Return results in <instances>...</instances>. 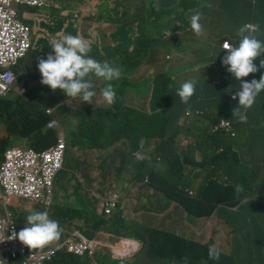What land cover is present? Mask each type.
Returning a JSON list of instances; mask_svg holds the SVG:
<instances>
[{"label": "clouds", "instance_id": "clouds-1", "mask_svg": "<svg viewBox=\"0 0 264 264\" xmlns=\"http://www.w3.org/2000/svg\"><path fill=\"white\" fill-rule=\"evenodd\" d=\"M129 1H131L132 13L128 18L129 20H134L137 26L142 22L141 28L144 30L156 31L157 29V32L167 33V37H171L169 42L178 40L181 33H184L179 39V43H191L190 45L196 48L193 53L194 60H198L197 56L204 51L205 47L213 48L212 40H217L218 30L217 25L216 30H214L213 24L210 22L211 12L206 11L207 5L212 0H183L176 7L166 8L163 5L167 0ZM221 1L227 7L228 0ZM256 1L250 0L248 6L255 4ZM49 3L51 5L50 0ZM239 4L240 0H232L230 9L232 11L236 10ZM188 5H192L195 11L191 13ZM48 7L19 6L18 10L15 11L16 20L25 23L24 25L28 27L29 44L24 53L16 58L14 71L16 74V69H18L16 67L21 59L28 56L27 66L18 70L34 76L28 88L18 86L19 92H14L15 95L23 98H26L25 94L29 89L39 88V86H34L35 83H38L40 74L37 68L42 61L47 60V54L46 47L42 50L39 47L38 50L30 51L37 43L32 37L33 29L29 25L30 23L21 19V13L24 9L36 10L48 9ZM102 8L105 10H102ZM95 9L94 13L110 11V14L119 17L123 15L118 8H111L109 0H98ZM181 12H187L188 17L196 24L194 28L183 30L178 26L177 22L180 19ZM237 18L238 15L236 20L240 25ZM252 20L240 25L245 33L242 34L243 32L239 31V36L233 41L220 39L223 43L219 46L223 50V55L230 58L228 61L230 65L225 64V66L219 65L220 67H216L211 64L207 74H202L194 68L191 70V75L184 79V83H188H183L180 93L185 100H188L189 107L176 102L172 94L164 101L156 104L152 103L153 106H150L149 98L146 97L143 101L135 102L132 95H127L129 104L125 103L124 100L119 105H113L120 98V95H116L113 89L101 90L98 97L95 96V108L113 109L122 118L126 116L135 117L140 122L150 123V117H153L154 123L173 124V127L165 135L157 132L147 137L139 135L137 140L133 142L132 136L127 133L126 136L114 139L109 145L99 147L103 153V159L106 158L107 167L103 185L104 195L95 192L92 186V190H89L84 181L82 182L80 171H76L73 158L68 159L67 148L69 149L70 144L68 136L70 127L67 120L74 119L73 112L75 111L58 117L56 108L60 104L56 99V84L58 83L71 91L79 92L83 86H89L92 82L97 83L92 79V76H96L101 80L99 85H102L107 79H113L106 75L102 78L99 77V74L103 73L102 68L107 67L108 62L111 60L104 62L101 68L98 69L99 74L90 75L89 72L84 74V70L77 73L78 82L76 84H71L63 72L53 74L52 78H50L49 72H43L46 80L42 87H48L44 97L47 100L55 101L43 109L48 115L43 130L53 131L55 139L42 148H36L32 144L3 148L0 153V167L6 163L9 151L27 152L31 150L40 157L41 162V155L49 152L51 148L56 147L59 143L63 144L62 158L51 179L52 201L48 209L40 203L39 199L8 194L5 187L0 183V219L8 218L13 226L12 231L6 229L4 240H0V264H14L12 261L25 264L31 254H45L50 250H53V253L43 260V264L52 261L60 252L80 258L85 264H189L187 258L189 246L186 244L197 246L195 254L200 257L203 263L212 261V259L215 260L220 253L230 254L222 249L217 250L212 240L202 242L197 239L195 232L191 230V226L192 221L208 219L215 214L226 217L236 211V203L228 196L229 191L224 194L226 197L224 199L214 195L209 198L203 194L202 186L209 180L217 185H224V180L221 177H215L213 171H209L205 175V166L211 162L210 158L216 161L225 159L226 152L237 147L236 142L242 133V138L245 139V135L251 126L250 116L259 111L257 107L259 104L264 106V38L257 35L258 26ZM150 34L157 37V33L151 32ZM209 39L211 40L210 44H208ZM156 40L157 38L146 39L142 44L144 45L148 41L155 43ZM154 46L149 47L148 50L157 48ZM190 53L192 52L190 51ZM196 54L197 56H195ZM201 62L203 61L201 60ZM207 64H209V60L202 65ZM47 67H49V63ZM217 69L223 71V77L215 76L214 72ZM201 76H205V79H200ZM15 81L9 89L13 88ZM237 82L240 83L238 86H236ZM197 85L199 86L198 91H196ZM212 87L216 90H213ZM85 94L92 98L91 93H88L87 90ZM225 95H229L235 102V107L230 111L228 118L218 115L220 99ZM100 98H109L112 101L100 103L98 101ZM29 99L32 102L34 100L33 97ZM177 99L181 101L179 98ZM172 110L174 111L173 120L164 122L163 120ZM0 123L5 124L3 121H0ZM214 138H221L222 143L215 144ZM200 144L203 145L205 151L214 155V157L206 156V159L202 160L198 148ZM64 161L66 162L65 166L63 165ZM201 163H203V166ZM138 164L142 165L139 171H137ZM67 165L69 169L76 171L73 176L78 177L79 181L82 182V188L91 191V196H94L97 201L105 202L103 215L115 218L117 225L124 224V228L114 226L117 231H109L101 227L95 230L92 238H88L78 228H75V222L71 223L69 231L65 230V223L54 215L52 205L54 202L55 180L62 171H65V175L67 174ZM77 167L79 170L82 169L80 165ZM168 171L171 172V176L169 180H166L163 175ZM222 172L228 179H230L231 174H236V170L225 169ZM86 173L88 176L95 178L96 169L92 168ZM238 177L239 180H244L243 175ZM71 181L74 184L73 177ZM162 183L172 186L178 191L164 192L159 186ZM227 185L229 188L233 187L231 182ZM115 186L120 187L122 191L120 192ZM76 188L80 187L77 186ZM73 189H75L74 185ZM262 189L264 191V188ZM15 198L34 202L37 204V208L34 212L27 213L23 220L21 219L22 221L18 220L16 216L13 219L8 207L13 206L11 200ZM185 198L197 199L196 216L189 215L188 210L182 205L181 200ZM72 200L71 197L63 203H72ZM87 200L90 201V199ZM130 201L134 202L132 212L136 216H125L124 214L125 202ZM56 202L58 207L63 204L59 200ZM171 203H174L181 215L184 216L190 235L185 236L167 231L151 222L143 221L142 216H164L166 208ZM208 209L211 210L206 214ZM234 218L235 222L240 221L239 217ZM246 218L248 224L245 229L244 240L254 243L257 240L256 222L251 220L250 217ZM79 225L82 226L83 223H79ZM236 225L234 230L238 229ZM238 226L244 228L242 225ZM253 226L254 233H247ZM178 240L184 243L177 242ZM84 241L87 247L82 248L81 251L75 252L69 249L70 242L80 245Z\"/></svg>", "mask_w": 264, "mask_h": 264}, {"label": "rangeland", "instance_id": "rangeland-1", "mask_svg": "<svg viewBox=\"0 0 264 264\" xmlns=\"http://www.w3.org/2000/svg\"><path fill=\"white\" fill-rule=\"evenodd\" d=\"M111 8H118L121 13H123L122 18H129L132 13L129 9V0H109ZM232 4V0H228L227 7L225 3L221 0H212V2L207 5L206 11H210L211 24H213L214 30H216V25L218 21L222 25H229L232 23L231 18L229 17V9ZM247 13L246 15H248ZM119 16L114 14H104L101 13H74L70 16H64L59 19L50 20L54 24V29L52 30L53 35L50 39L45 40L43 46L47 49H52L54 46V40L58 38V35H61L65 31V35L69 34V29L65 30L67 23L71 22L77 27V34L74 36L75 42H68L58 46V52L53 55L49 60L42 61L37 70L39 72H49L50 78L53 74L63 72L68 81L71 84H76L78 78L76 74L84 70V74L95 75L99 74L98 69L104 64L105 61L111 59L108 62L107 67L102 68V72L99 74V77L102 78L106 75L109 78L102 85H99L101 81L96 76H92V79L95 80L89 86H83L82 90L79 92L71 91L67 88L62 87L60 84H56V96L57 102L62 104L64 107L73 105L74 108L80 106V108L89 115L92 110H95L96 97L100 91H108L111 89H116L120 94V101H124L129 104L127 100V95L130 93L138 94L141 91H144L145 94H148L151 97V102L156 104L160 102L169 92H175L176 86L178 85V79H187L191 75L192 71L187 73L183 66H177L179 63L188 62L190 65L195 67L197 71L202 74H207V71L210 69L211 64H214L216 67L225 66V64L230 65L228 61L230 58L228 56L218 52L221 51L219 45L223 42L220 39L212 40L213 48L208 51L209 55V64L201 65L199 60H194L193 53L196 48L193 45L185 44L180 47L175 45L168 44L163 42L167 37V33H161L160 41L163 45L161 46L164 56L165 64L160 63L159 54H156V61L150 59V55L153 50H144L141 53V58L139 63L135 67L132 65V56L139 50L138 45L144 43L146 39L158 38L150 33H160L156 31L144 30L141 26H137L134 20H124ZM178 26L183 30H191L196 26L191 19L188 17L187 12H181L180 19L177 22ZM33 37V35H32ZM118 47V52H115L114 55L109 57L106 53V48ZM189 48V49H188ZM38 50L39 46L34 44L33 48L30 50ZM190 51L192 53H190ZM113 52V51H112ZM175 57L173 58V55ZM128 55H131L129 57ZM197 56V54L195 55ZM28 60V56L24 59H21V62L16 68L22 69L24 67V62ZM116 60V61H115ZM49 63V67L47 64ZM27 64V62H26ZM195 64V65H193ZM220 65V66H219ZM27 80L28 86L31 85V79L34 78L33 75L27 76L22 73ZM200 79H205V76H201ZM116 80V81H114ZM188 82H185L187 84ZM44 85L43 83H35L34 86ZM113 85V88L109 87ZM213 90L216 88L212 87ZM87 90L88 93H91L92 98H89L85 94ZM165 90L167 92L165 93ZM14 92H19V87L15 84L11 90L10 95H13ZM100 103H109L112 101L109 98H100L98 100ZM59 117V116H58ZM60 119V118H59ZM1 124V123H0ZM2 131V128H0ZM243 133L239 136L242 137ZM26 146L24 139H19L10 146ZM72 145L69 144L68 150V159L73 158V164L79 165L81 163L79 148H71ZM205 155L214 157V155L207 153L202 148H200V156L203 160ZM93 166H97L95 173V179L97 183L104 182L105 176L101 170V162L103 159L102 151H94L93 153ZM63 165H66L64 161ZM65 175V171H62L59 177L55 180L54 184V206L56 205V200L60 199L61 201H66L70 197L78 205H85L86 194H92L91 191L83 188H75L71 190L68 186L61 183V177ZM264 175V171H263ZM222 176L226 177L224 174ZM231 180L227 177L224 179V183H230ZM120 192L122 191L120 187L115 186ZM239 193H244L246 190L241 185L236 186ZM16 206H9L8 211L11 216H26L29 212H34L37 208V204L34 202H29L24 199L15 198ZM98 204V203H97ZM134 202H125L124 205V214L125 216H136L132 212V206ZM1 208V203H0ZM21 220V221H22ZM65 230L69 231L71 228L68 224H64ZM231 236L228 237V240L231 241ZM225 238L222 235L217 234L214 237L215 245L217 250L222 249L226 253H230V247L225 245ZM114 243V242H113ZM14 264H20L19 261H12ZM13 264V263H10ZM124 264V263H119Z\"/></svg>", "mask_w": 264, "mask_h": 264}, {"label": "crops", "instance_id": "crops-1", "mask_svg": "<svg viewBox=\"0 0 264 264\" xmlns=\"http://www.w3.org/2000/svg\"><path fill=\"white\" fill-rule=\"evenodd\" d=\"M51 5L48 9H36L29 10L24 9L21 13V19L23 21L29 22L33 29V39L35 43L40 47L44 48L43 44L45 40L50 39L53 35L52 30L54 29V24L50 20L59 19L64 16H70L74 13H88V11L94 13V9L97 8L98 0H50ZM183 0H167L163 5L166 7H176L180 5ZM252 1V0H251ZM250 0H240V4L236 10L229 9V17L231 18L232 23L227 25H222L220 21L217 23V39H224L233 41L239 36V31L245 33L244 29L240 26L244 22H249L252 20L257 24L258 30L257 35L261 38H264V0H257L255 4L248 6ZM129 9L131 11V1H129ZM134 9V7H132ZM249 13L248 15H246ZM238 15V21L240 25L237 23L236 17ZM122 18V17H120ZM124 19V18H122ZM124 20H129L124 19ZM69 29V34L65 35V31L63 34L58 35V38L54 40V46L52 49L46 48L47 60L53 57L54 54L58 52V46L61 44H65L68 42L74 43V35L77 34V27L69 22L65 26V30ZM184 33H181V37ZM175 43V42H171ZM211 43L209 39L208 44ZM185 45L181 44L180 46ZM179 46V47H180ZM160 49V48H159ZM211 48L209 46L205 47L204 51L208 54V51ZM175 54L173 55V58ZM150 58L153 61H156L155 54H151ZM160 63L162 65L165 64L164 56L162 55V51L159 53ZM199 61H203L200 64H204L207 60H209V55L203 59H198ZM27 64L29 60L26 61ZM26 62H24V66H27ZM177 66H183L186 70L184 73H187L194 68H197L198 65H195L193 68L190 63H179ZM213 71V70H211ZM214 72V71H213ZM216 77H223L224 73L222 70H216L214 72ZM46 80V76L43 72H40L38 76V83H43ZM178 81H182L183 79H177ZM15 84L17 86H23L28 88V80L26 77L22 76V71L16 69V81ZM14 84V85H15ZM41 86V87H40ZM38 89L28 91L32 94L34 98L32 104H27L23 101H20L18 97L13 93L10 95L11 89L7 91H0V99L9 100V107L13 111L14 115L21 120L29 119L37 106H39L40 101L45 95L48 87H42L40 85ZM14 87V86H13ZM199 90V86L197 85L196 91ZM128 95H132L133 101L140 102L145 100V98H149L150 106L152 105L150 95H146L144 91L139 92L138 94L130 93ZM0 144L4 142V148L10 146L12 143L19 139H24L26 145L32 144L34 139L27 136H21L18 129L10 130L6 124H0ZM237 147L226 152L224 155L225 159L214 160L210 158L209 165L205 166L204 172L205 175L209 171H213V175L215 177H221L224 180L226 177L222 176L225 169L228 170H240L242 175L244 176V180L242 184L247 185L249 190L246 192L239 193L237 191L234 180H239V177L236 174L230 175L231 185L228 196L236 203V211L231 215L222 217L219 214H215L208 219H198L192 221L191 230H193L196 234V238L200 239L202 242H206L212 240L215 244L214 237L217 234L222 235L225 238V245L230 247V253H233V243L232 240H228L229 235L234 234L235 225H242L244 229L247 228V218L250 216V212L252 211V207L254 205H258L260 203H264V192L258 190V188H264V143H263V134L261 130V126L251 128L247 131L244 137L238 138L236 142ZM42 148V145L39 146ZM68 161V159H67ZM229 162V164H228ZM67 174L61 177V183L63 185L68 186L71 190H73V183L71 178L75 174L76 171L69 169L68 165L66 167ZM63 178V179H62ZM69 180V181H68ZM258 183H262L258 186ZM89 190H92L91 187H87ZM71 198V197H70ZM69 198V199H70ZM87 199H91L92 196L90 194H86ZM68 199V200H69ZM59 202L63 203L60 199ZM56 200V201H57ZM0 202H1V191H0ZM11 204L16 206L15 199L11 200ZM262 217H250L253 221L256 222L257 229V240L252 245H246V248L249 252H259V256L253 257L257 264H264V252L259 250L258 247L261 246L264 248V212L261 215ZM234 217H239L240 221L235 222ZM143 221L151 222L154 225H157L161 228H164L167 231L176 232L178 234H183L185 236L190 235L189 229H187V225L184 220V216L181 215L179 209L176 208L174 203L166 208L164 212V216H142ZM254 227V226H253ZM246 235V233H244ZM244 234H238V236L243 237ZM69 262L68 264H85V262L72 255H67Z\"/></svg>", "mask_w": 264, "mask_h": 264}, {"label": "trees", "instance_id": "trees-1", "mask_svg": "<svg viewBox=\"0 0 264 264\" xmlns=\"http://www.w3.org/2000/svg\"><path fill=\"white\" fill-rule=\"evenodd\" d=\"M190 8V12H194L195 9L192 5H188ZM102 10H105L102 8ZM96 11V9H94ZM104 14H110V11L105 12L101 11ZM100 12V13H101ZM142 25V22L140 23V26ZM163 34V33H162ZM157 40L155 43L148 41L144 45L141 43L138 45L139 50L133 54L132 56V65L131 67H135L139 63V59L141 58V53L146 50L148 51V48L155 45L154 47H157L158 50H153L151 54L160 53L163 50L161 46L163 45L162 41H160L161 33H157ZM171 37H166L163 42H166L171 45H175L176 47H179L181 43L180 40H171V43L169 42ZM160 48V49H159ZM221 48V47H220ZM118 47L106 48V53L109 57L115 54V52H118ZM113 51V52H112ZM223 54V50L221 48V51L218 52L219 55ZM131 57V55H128ZM208 54L205 52L200 53L197 58L203 59L207 57ZM151 59V58H150ZM111 60V59H108ZM152 60V59H151ZM116 61V60H115ZM27 76L30 74L24 73ZM24 76V75H22ZM25 77V76H24ZM178 79V78H177ZM116 81V80H114ZM184 79L182 81L177 82V86L175 89V92H169L167 95L161 100L164 101L168 96L171 94L173 95V98L176 102L185 105L186 107H189V104L187 103L188 100H185L183 96L181 95V89L183 87ZM185 84V83H184ZM240 83L237 82L236 86H238ZM111 88H113V85H111ZM116 95H120L119 91H116V89H113ZM167 90H165V93ZM175 94V96H174ZM17 96V95H16ZM26 98L17 96L20 101H23L27 104H32V101L29 99L32 97V94L28 91L25 94ZM176 97V98H175ZM177 98H179L181 101H179ZM160 101V102H161ZM55 101L47 100L45 97L42 98L40 101L39 106L36 107L33 115L27 119V120H21L20 118H17V116L14 115L13 111L9 107V100L6 99H0V121H3L10 130L18 129L21 136H27L31 137L32 139L36 140L32 143L33 146L36 148H40L39 146L42 145V147L48 145L51 143L54 139V132L51 130H43V127L45 125V122L48 118V115L43 110L44 107L53 104ZM121 101L118 99L113 105H119ZM235 107V102L230 98L229 95H225L220 99L219 102V108H218V115L221 117L228 118L230 111ZM259 108V111L256 112L253 116H250L251 118V128L261 126L262 134H263V143H264V106H261L259 104L257 106ZM58 116L61 117L63 114L73 112L74 119L73 120H67L70 132H69V143L72 145V148H79L81 163L79 164L82 169L79 170L77 167L78 165H74L76 171H80V177L82 178V182L86 184V187H91L95 192H97L100 195H104V189L103 185L105 182H101L100 184L97 183L96 179L92 176H88L86 172H88L90 169L94 168L97 169L98 167L93 166V153L94 151H101L99 147H105L109 145L114 139H117L120 136H126L127 133L130 134L132 137V141L135 142L139 135H143L145 137L149 136L153 133H161L162 135H165L168 130H170L173 127V124L170 123H154L153 117H150V123H143L137 120V118L133 117L130 118L129 116H126L125 118H122L119 116L118 112L110 109V108H95V110H92L89 115H86V113L79 107L74 108L73 105H69L68 107H64L62 104H60L57 108ZM174 118V111L172 110L167 117H165L164 122H168L173 120ZM157 121V120H155ZM215 139V144L222 143V139ZM4 148V142H1L0 144V153L2 152ZM198 148H202L204 150V147L202 144L198 145ZM205 151V150H204ZM207 152V151H206ZM209 153V152H207ZM205 155L203 157V160L206 159ZM1 159V158H0ZM228 160V159H226ZM229 161V160H228ZM203 166V163H201ZM229 164V162H228ZM101 170L103 175L106 178V158L102 159L101 162ZM137 168L139 171L142 168V165L138 164ZM171 172L168 171V173L163 175V178L166 180L170 179ZM236 175L242 176V173L239 170H236ZM74 180V187L76 188L81 187L82 188V182L79 181L78 177L73 176ZM243 180H234L235 185H241L244 187V189L249 190V187L247 185L242 184ZM92 183V185H91ZM262 183H258V186ZM160 188L164 192H171V191H178L177 189H174L172 186H167L164 183L159 185ZM85 187V188H86ZM84 189V188H83ZM229 187L227 183H224L223 186L217 185L211 180H209L206 184L202 186V192L205 196L212 198L214 195L215 197H218L220 199H224L225 193L229 191ZM261 192H264L262 187L258 188ZM98 203V204H97ZM182 205L188 210L189 215H197L196 212V206H197V199H190L185 198L184 200H181ZM104 207L105 202L104 201H97V199L93 196L90 201H88L85 198V205H78L74 199L72 200V203H63L60 207H58L57 202L54 206V202L52 205V210L54 212V215L62 220L63 223L68 224V226H71V223L75 222V228H78L85 236L88 238H92L94 236L95 230L100 229L101 227H104L106 230L109 231H117L114 229V226L117 225V220L113 217H107L104 216ZM211 209H208L207 213L210 212ZM249 217H256L260 218L262 217V213L264 212V203H260L258 205H254L251 209ZM18 220L22 219V216H17ZM252 220V219H251ZM256 220V219H255ZM79 223H83L82 226L79 225ZM119 227L124 228L125 225L121 224ZM238 229L234 230V234H231V240L233 243L232 251L233 253L230 254H218L216 259L212 261H208L203 263L200 259V257L196 256L195 249L197 248L196 245L193 244H186L189 246V253L187 255L188 263L189 264H257L253 257L259 256V252H249L246 248V245H252L253 243L249 240H244L245 238V229L239 228L238 225H236ZM247 233L253 234L254 233V227L249 230ZM238 234H244L243 237L238 236ZM177 242H182L181 240H178ZM225 243V240H224ZM246 243V245H245ZM259 250L264 252V248L259 246ZM174 255V254H173ZM69 259L67 257V254L60 252L52 261L48 262L47 264H68Z\"/></svg>", "mask_w": 264, "mask_h": 264}, {"label": "built area", "instance_id": "built-area-1", "mask_svg": "<svg viewBox=\"0 0 264 264\" xmlns=\"http://www.w3.org/2000/svg\"><path fill=\"white\" fill-rule=\"evenodd\" d=\"M49 5V0H0V91H6L13 85L16 78L14 62L29 44L28 27L16 20L15 11L19 6ZM62 149L63 144L59 143L41 155V162L40 157L31 150L9 151L6 163L0 167V183L8 194L39 199L48 209L52 201L51 179L61 162ZM7 228L13 230L9 219H0V240H4ZM86 247L85 241L80 245L69 244V249L75 252ZM52 253L53 250L45 254H31L25 264H43V260Z\"/></svg>", "mask_w": 264, "mask_h": 264}]
</instances>
